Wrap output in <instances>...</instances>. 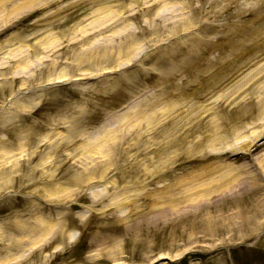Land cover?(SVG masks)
I'll list each match as a JSON object with an SVG mask.
<instances>
[{"label":"rangeland","instance_id":"obj_1","mask_svg":"<svg viewBox=\"0 0 264 264\" xmlns=\"http://www.w3.org/2000/svg\"><path fill=\"white\" fill-rule=\"evenodd\" d=\"M38 1L0 11V156L40 150L53 195L0 189V222L53 231L0 260L264 264V0Z\"/></svg>","mask_w":264,"mask_h":264},{"label":"bare ground","instance_id":"obj_2","mask_svg":"<svg viewBox=\"0 0 264 264\" xmlns=\"http://www.w3.org/2000/svg\"><path fill=\"white\" fill-rule=\"evenodd\" d=\"M15 0H0V11H4L5 13H7V16L9 15V13H13V12H18V9L22 6L23 3L26 2V4L31 5L32 3H34L35 1L38 0H27V1H19V2H14ZM42 1V0H39ZM38 1V2H39ZM44 1V0H43ZM105 1H110V0H105ZM118 1V0H117ZM49 2L43 4L42 6H46L48 5ZM62 5L55 7L53 13L51 14H43V17L45 16H49L52 14H56L59 13V11L62 9ZM136 12L134 14L131 15H135ZM42 17V18H43ZM116 16H114L113 18H111L110 20H114ZM48 18V17H47ZM10 17L8 16L5 19V22L7 25H9L8 21H10ZM109 20V21H110ZM35 21L33 24L35 25L36 22ZM53 23V22H52ZM6 24H4L6 26ZM125 28V27H124ZM126 33L127 31H130L129 28H125L124 29ZM117 35L119 34L118 32H116ZM111 39V38H110ZM139 51V50H138ZM137 51V52H138ZM135 51L134 55L132 57H126L125 60L129 63H132L134 61V63L138 60V54ZM140 52V51H139ZM170 62L169 63H173L175 58L178 55V51L176 52H171L170 53ZM133 58V59H132ZM161 63V62H160ZM159 63V64H160ZM30 65H27V62L22 63V69L27 70V68H29ZM24 67V68H23ZM179 71H184L186 74H190L189 73V68H185L184 70H182V67H178V66H171L170 71L168 72L167 76L165 79H167L166 81H170L171 79H173V75L176 74ZM144 73H151V69L149 70H145L143 69ZM162 76H159V78ZM163 78V77H162ZM50 81V80H49ZM115 80L111 79L110 82H114ZM57 82V80H51L48 83H54ZM168 85H165V87H162L161 89H158V92L161 94H164L167 96V89ZM172 88H174V90L172 92H170L169 94H177V90H180V86L179 85H173L172 84ZM206 89V90H205ZM208 87L207 86H203L201 87L197 92H191V99L196 101L199 100L200 98L204 97L205 93H203V90L207 91ZM175 92V93H173ZM168 94V95H169ZM184 94V93H183ZM155 97H157L159 94L155 93ZM152 104V105H151ZM150 107L154 106L155 103L151 102ZM22 121L19 118V126L18 127H22ZM2 130H5V128H3ZM9 130H6V132H8ZM47 136V135H46ZM45 136V137H46ZM25 143V142H24ZM0 144H2V146H7L10 144V146H12V144L10 142L7 143V139L3 140L2 138H0ZM21 148L23 149V147L25 146V144H21ZM114 145L111 143V146ZM109 146V145H108ZM49 147L51 149H54L53 151L56 152L58 149L56 148L55 144H49ZM105 147V146H104ZM6 148V147H5ZM117 148V147H116ZM118 149V148H117ZM116 149V150H117ZM3 156H0V189L4 188V187H8V186H13L12 184L16 185L19 187V189L25 190L28 188H32V193L33 195H39L40 192H43V198L45 201H50L51 195H53V188H52V182H51V178H47L44 179V170L46 168H48V165H46L44 162L43 163H38V164H34L31 168H29L27 166V164L29 163V161L35 160L39 155V153L41 152L40 150H37L34 152L31 151H27V153H23L22 156H24L23 160H25L24 162H21V158L20 157H16V158H12V149H4L3 148ZM26 151L25 149H23V152ZM99 152H102V150H100ZM11 154V155H10ZM25 164V165H24ZM24 165V166H23ZM76 181V180H75ZM87 183V182H86ZM41 190V191H40ZM165 198V197H164ZM27 204V207L33 206L34 204L31 203L29 200H25L24 201ZM26 207V206H25ZM18 215H14V218L12 220V222H16L15 225L13 226L12 232L13 234H5L4 231H6L7 226H8V221L3 220L0 222V240H2L3 238H6L8 236V239L10 241L9 244H6L5 246L8 247L7 252H11L10 250H14L17 249V252H21L23 250V244L27 243V240H29V237H33L35 235L42 236L44 235H48L51 230L53 231V223L51 222L52 220V215L51 213H49L48 215H46L45 217L42 218H38V217H34L33 218V222L32 224L26 226L24 225V223L30 222L28 218H24L23 219V214H19L18 218L16 217ZM63 217V213H60V217ZM58 230L60 232L63 231V228L67 227L66 224L64 222H60V219L58 221ZM5 226V228H4ZM58 230L57 233H58ZM43 235V236H44ZM26 237V240L24 239ZM37 237V238H38ZM32 241V239H30V242ZM4 245V244H2ZM17 252H14L12 255V258L7 259L6 256L3 257V259L0 260V264H6L9 260H17L18 257H16Z\"/></svg>","mask_w":264,"mask_h":264},{"label":"water","instance_id":"obj_3","mask_svg":"<svg viewBox=\"0 0 264 264\" xmlns=\"http://www.w3.org/2000/svg\"><path fill=\"white\" fill-rule=\"evenodd\" d=\"M162 260H160V261H158V262H156V263H159V262H161Z\"/></svg>","mask_w":264,"mask_h":264}]
</instances>
